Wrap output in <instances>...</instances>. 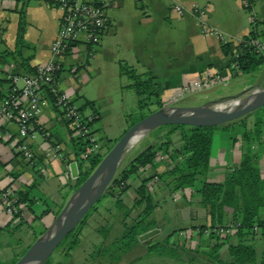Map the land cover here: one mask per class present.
I'll return each instance as SVG.
<instances>
[{
  "label": "crops",
  "instance_id": "obj_1",
  "mask_svg": "<svg viewBox=\"0 0 264 264\" xmlns=\"http://www.w3.org/2000/svg\"><path fill=\"white\" fill-rule=\"evenodd\" d=\"M108 1L105 10L108 27L101 35L99 42L95 44L73 43L61 60L62 69L57 77L58 91L65 93L79 106L84 103V100L94 101V108L98 111L99 117L92 124L91 129L100 143V153H102L105 144L97 137L95 124L106 116V110L110 107L111 99L108 95L101 98L91 97L84 91L83 95L78 96L79 83L83 84L82 81L87 79L85 74L80 73V68L83 67L86 71H91L89 58L98 63L95 79L99 77L97 85L101 91H106L107 82L118 88L120 84L118 76H121L118 70V61L121 60L132 65L137 72L150 71L159 98L164 101L165 105L176 106L182 99L169 104V98L174 90L186 82L196 80L204 74L218 75L222 79L211 86L217 87L220 83H226L228 78L241 74L234 75L230 71L231 64H229V58L221 50V41L214 35H207L202 32L199 22L191 13L193 5L205 11L206 23L221 30L229 38L228 42H231L232 45L240 41L243 35L250 30V12L245 7L246 0ZM175 4L182 6V15H178L175 11ZM19 10L24 12L23 38L28 44V46L20 49L21 54L24 57H29L28 63L31 66L44 65L52 58L50 46L59 30L61 12L58 0H0V49L5 47L14 50L17 47ZM244 11L249 12L248 25ZM251 12L254 14L255 20L263 21L258 28L264 27V0H254ZM233 39H238V41L233 43ZM80 44L84 48H80ZM69 68H74L75 72L70 73ZM5 73L25 75L14 62H2L0 60V100L10 86V81ZM18 84L21 85L22 81H19ZM259 84L244 86L242 92L248 88L259 87ZM83 114L91 116L92 108L83 110ZM31 131L34 134L30 144L34 156L33 162H29L15 149L17 142L15 122L0 120V184L8 186L14 192H28L33 198L32 210L22 204V209L19 210L21 211L20 216L7 217L8 214L0 205V227L9 224L8 232L14 235L20 227L25 225L28 227L25 238L23 236L18 237V239L23 240L13 246L15 250L23 244V241L25 243V240L39 231V227L43 225L48 227L51 222L50 215L57 206L66 203L73 192L71 187L77 177L74 170L69 166V162L73 159L69 146L70 139L75 137L76 133H71L69 125L54 106V103L47 100L40 115L32 120ZM240 134L241 130L238 134L229 135L226 138L223 143L225 156L218 153L213 154L215 150L212 136L207 171L208 180L222 182L226 173L238 165L241 153ZM233 137L237 140L234 141ZM55 149L58 151L57 156L53 154ZM254 155L264 175V150L255 147ZM41 164H44L43 171L39 170ZM170 164L169 158L164 156L162 159L157 158L153 166L146 165L141 168L140 175L131 178L130 188L125 192L126 194L129 193V196L121 197L124 205L127 207L132 205L135 196L134 189L139 185L142 175L144 177L153 176L147 183L154 192L157 189L154 184L160 182L157 183L156 174L162 173ZM135 179L138 183L131 187V183ZM165 187L164 184L160 189ZM192 198L191 201L195 204L194 206L186 204V207L182 208L178 205L175 206V212L181 213L183 211L184 217L190 218V223L187 225L189 227L207 225V214L204 208L199 205V198L197 196ZM156 203L157 206L152 212V218L157 221L155 215L161 209V204L158 201ZM47 208L49 212L41 218H37ZM137 215V209H133L129 216L133 221ZM20 222L22 225L16 228L15 226ZM178 228L182 227L178 226ZM189 232L188 237L191 240L201 234L205 236L203 240L194 239L197 241L195 244L200 245L199 251L201 253L206 255L213 244L221 243L219 257L222 260L230 261V257L225 251L230 244L237 242L234 235H223L218 232L210 235V232L213 231L205 230L201 233L200 230L196 229ZM168 233H170V229L160 228L156 237L166 236ZM178 234L176 242H170V237L166 240L168 246H172L173 249H177L175 243L177 245L183 243L182 236H178ZM248 242L253 244L256 254L257 249L261 254L264 249V239L259 233L249 238ZM3 248L0 245V253Z\"/></svg>",
  "mask_w": 264,
  "mask_h": 264
},
{
  "label": "trees",
  "instance_id": "obj_2",
  "mask_svg": "<svg viewBox=\"0 0 264 264\" xmlns=\"http://www.w3.org/2000/svg\"><path fill=\"white\" fill-rule=\"evenodd\" d=\"M249 17H252V13H250ZM262 23L263 21L259 22L257 20L253 23L250 22V30L234 45L231 42L221 43L222 52L229 58V64H233V67L230 66L229 68L234 75L238 73L253 74L258 72L261 66H264V52L256 51L248 44L251 39L263 36L262 28H258ZM24 25V12L19 10L16 35L17 47L14 50L5 47L0 49V60L2 62H14L20 67L23 74H33L35 67L28 63L29 57H24L20 51L22 47L28 46L23 38ZM118 70L120 75L128 77L129 82L125 87L134 90L137 97V108L140 110L138 117L129 127L148 113L165 105L155 90V83L150 71L137 72L132 65L121 60L118 61ZM5 75L7 74L5 73ZM44 91L47 99L54 103V97L47 88H44ZM152 105L155 106L154 109H151ZM87 108H92V117L87 124L91 128L99 116L98 111L94 108V101L84 100V103L79 106L81 112ZM249 116L253 118L250 127L246 120ZM230 122L237 123L241 128V153L238 165L226 173L222 182L211 181L207 178L212 129L214 126L167 124L147 133L150 139L147 138L144 141L143 148L133 157H129L125 164L117 170L102 196L113 198L115 209L121 211L124 217H128L133 209L138 211L137 217L130 225L123 222L124 229L118 238L121 251L125 252L132 245L141 241L139 236L155 226L151 215L157 203L154 202L151 187L147 183L153 176H141L139 185L134 189L135 196L131 206L127 207L124 205L121 197L130 188V179L133 176H139L140 169L146 165L153 166L158 154H161L167 156L171 164L162 173L156 174L158 179L166 185L170 192L187 190L189 196H191L185 199L187 203L191 201L190 199L193 196L199 198L198 203L207 214V225L199 227L201 232L208 229L213 231L210 232L211 235L212 233H217L219 227H224L227 224H238L233 226V235L237 238V242L230 244L227 248V253L230 257V261H227V264H264V249L258 260L253 244L248 242L249 238L257 233L264 239V175L254 155L255 147L264 150V106ZM230 122L225 123L222 128L228 129ZM66 123L69 125L68 121ZM71 133H76V131L71 129ZM91 133H94V131L92 130ZM115 140L107 139L106 144L108 145L106 148L110 149ZM90 143L88 135L76 134L75 137L70 139L69 146L73 154L72 161L76 162L78 173L71 187L73 191L88 177L103 156L102 153L98 152L84 157L83 154ZM15 193L17 202L32 210L33 198L30 197V194L22 191ZM100 199L85 214L80 223L62 239L56 250L64 248L66 251L65 256H68L69 251L77 246L82 226L87 217L95 212L96 204ZM48 212L49 209L47 208L37 218H41ZM20 215L21 211H18L13 216ZM20 225H22V222L15 227L19 228ZM8 226L9 224L0 227V230L9 231ZM45 230L46 226L43 225L33 236L37 238ZM108 231L109 227L102 229L101 233L106 237ZM162 246H168L166 241L150 244L147 247V251H152ZM221 246V243L213 244L206 252V255H211L219 262L223 261L219 257ZM168 247L173 249L172 246ZM25 250L23 249L21 252L16 253L9 261H5L0 257V264H14ZM174 250L166 254L176 257ZM161 254L163 253L161 252ZM45 264H51L50 257Z\"/></svg>",
  "mask_w": 264,
  "mask_h": 264
},
{
  "label": "rangeland",
  "instance_id": "obj_3",
  "mask_svg": "<svg viewBox=\"0 0 264 264\" xmlns=\"http://www.w3.org/2000/svg\"><path fill=\"white\" fill-rule=\"evenodd\" d=\"M248 15L249 12L244 11L247 25L249 24ZM237 41L238 39H233L232 42L236 43ZM79 47L84 48L82 44H80ZM89 60L91 64L90 72L86 71L83 67L80 68V73L85 74V76H87V79L85 81H82L83 84L79 83L80 88L78 89L77 93L78 96H81L84 94V92H86L91 97L99 98L108 95L111 99L110 107L106 110V116L103 117L100 121H97L95 124L97 126V137L100 138V141L103 144H105V146L103 147L104 149L102 150V155H104L108 150L106 148L108 145L106 144V137L119 138L123 131L126 130L133 121H135V119L139 115L140 110L137 108V97L134 90L125 87V85L129 82L127 76H118V79L120 80L118 88H115L111 83L107 82V86L105 87L106 91H101L97 85V83L99 82V77L95 79V70L98 69V63L93 62L91 58H89ZM256 83H260L259 87L264 88L262 87L264 86V66H261L259 71L253 74H238L236 76H232L228 78L226 83H218L219 85H217V87L213 86L206 89L193 90L182 98V101L179 102V105H201L203 103H209L210 105L217 107L220 106L219 104H221V102L215 104L214 102L217 100H223L234 96H238L237 98L240 99L245 98V91L247 89L242 92L243 87ZM154 108L155 106L152 105L151 109ZM246 120L248 126L250 127L253 118L249 116ZM224 124L225 123L214 126V128L212 129V136L214 146L213 148L215 150L213 154L218 153L219 155L225 156V152L223 151L224 141L229 135L232 136L238 134L241 128L237 125V123L230 122L228 124V129H224L222 128ZM147 138L150 139L146 133L139 139V141L135 145L128 148L118 169L123 164H125L129 157H133L139 150H141V148H143L144 141ZM233 140L236 141L237 139L233 137ZM142 177L144 176L142 175ZM137 183L138 181L136 179L135 181L133 180L131 183V187H134ZM157 183L158 184L156 185L154 184L155 188L157 189L154 192L152 191V195L154 198V202L158 201L161 204V209L156 212L155 217L157 218V221L154 220L151 215V218L155 223V226L152 229L157 228L159 232L160 228L170 229V233H168V235L160 236L157 238L156 234L150 238L151 240L147 244L141 241V243L132 245L127 251H121V245L120 242H118V238L121 236L124 229L123 222L130 225L132 223V219L130 216L124 217L121 211L115 209L113 205V198L102 197L96 204L97 207L95 212L87 217L85 223L83 224L79 234V243L77 244V246L69 251L68 256H65L66 251L64 248H59L57 250L55 249L50 256L51 264H60L67 262L72 264H127L130 260H133L131 264H227V260L225 259L219 262L215 260L211 255H205L199 251L200 245L195 244V242L197 241L194 239L197 238L198 240H203L205 238L203 234L199 235V237L192 238V240L188 237L190 230H199V227L201 225L189 227L187 225L190 223V218L184 217L183 211H181L182 214L175 212V206L179 205L182 208H185L186 204H191L192 206L195 205L193 201H191L190 203H187L185 201L186 198L191 197L189 196L187 190H176L170 192L167 187L160 189V187L164 185L161 180L158 179ZM131 191L129 192L132 193ZM128 194L129 193H124L123 196L126 197ZM190 200H193V198H191ZM64 205L65 204H62L54 209V211L50 215L51 222ZM56 211L58 212L55 213ZM8 216L12 215L8 214L7 217ZM178 226L182 228H178ZM108 227L109 231L107 233V236L105 237L101 233V230H104ZM40 228L41 227H39L38 230H40ZM26 230H28V227L25 225L23 227H20L15 235L8 232V230L0 231V245L4 247L3 251H1L0 253L1 259L9 261L16 253L21 252L23 249H27L36 240V236H31L27 240H25V243L23 241V244H21V246L15 250L13 246L17 245V243L22 242L23 239H18V237L23 236L25 238ZM177 234L178 236H182L183 243H180V245H177L175 243V245L177 246V249L175 248L174 250L176 257H172L166 254L171 250L173 252V249L168 246H162L153 249L152 251H147V247L150 244L159 243V241H166L168 237H170V242H176L178 238ZM187 240L189 243L187 242ZM161 252L163 254H161ZM259 253L260 251L257 249L258 257L260 256Z\"/></svg>",
  "mask_w": 264,
  "mask_h": 264
},
{
  "label": "built area",
  "instance_id": "obj_4",
  "mask_svg": "<svg viewBox=\"0 0 264 264\" xmlns=\"http://www.w3.org/2000/svg\"><path fill=\"white\" fill-rule=\"evenodd\" d=\"M143 1V0H136ZM254 0H246L245 7L251 12ZM108 0H58V6L61 12L59 30L53 39L50 50L51 60L41 66L35 67L33 74L15 75L7 74L10 86L0 100V120L5 119L15 122L17 126V142L15 149L29 162H33L34 156L31 149V140L34 134L31 131V122L42 112L43 106L47 102L44 88L54 97V106L60 111L64 120L69 122L71 129L76 131L77 135H88L90 145L83 156L100 152L101 146L92 129L87 125L91 116H85L79 110V105L71 100L65 93L57 89V77L62 69L61 60L66 51L73 43L83 42L86 44H95L100 40L101 35L108 27V18L106 16V6ZM178 15L183 14V8L180 4L174 5ZM192 15L197 19L204 34L216 36L221 43H227L229 38L215 26H210L205 21V11L202 8L193 5ZM255 17L252 13L250 22H254ZM263 36L256 37L249 41V45L256 51L264 52V27H262ZM233 67V64H231ZM70 73H74V68H69ZM222 78L218 75L204 74L202 77L186 82L176 89L169 98V104L175 103L185 97L193 90H201L211 87ZM22 81L19 85L18 82ZM253 90L245 91L246 96ZM87 117V118H86ZM85 119V120H84ZM58 155L57 149L53 152ZM164 156L158 154V159ZM69 162L71 167L72 163ZM44 164L39 166L43 171ZM0 205L7 214L15 215L22 209V203H18L16 193L8 186L0 184ZM238 224H227L217 229L218 233L223 235H233L234 227ZM206 231H209L206 229Z\"/></svg>",
  "mask_w": 264,
  "mask_h": 264
},
{
  "label": "water",
  "instance_id": "obj_5",
  "mask_svg": "<svg viewBox=\"0 0 264 264\" xmlns=\"http://www.w3.org/2000/svg\"><path fill=\"white\" fill-rule=\"evenodd\" d=\"M249 90H253L252 94L247 95L233 106L214 107L209 103L191 106L164 105L132 124L114 141L88 177L70 194L65 205L47 229L36 238L14 264L46 263L62 239L80 223L85 214L103 196L135 135L140 133L143 136L149 131L167 124L213 127L236 120L264 106V88L256 86L246 91ZM237 97L217 100L214 103L228 102ZM71 168L77 176L74 162L71 164ZM158 232L157 228L150 229L141 234L139 240L147 244L150 242V238ZM132 262L133 260H130L127 264Z\"/></svg>",
  "mask_w": 264,
  "mask_h": 264
},
{
  "label": "bare ground",
  "instance_id": "obj_6",
  "mask_svg": "<svg viewBox=\"0 0 264 264\" xmlns=\"http://www.w3.org/2000/svg\"><path fill=\"white\" fill-rule=\"evenodd\" d=\"M250 94H252V92H250L248 95H250ZM240 100H241L240 98H237V99H234V100H231V101H228V102H223V103H221V104H219V105L233 106V105H236L237 103H239ZM141 137H142V136H141L140 133H138L137 135H135V136L132 138V140H131L130 147H132L133 145H135V144L139 141V139H140Z\"/></svg>",
  "mask_w": 264,
  "mask_h": 264
}]
</instances>
